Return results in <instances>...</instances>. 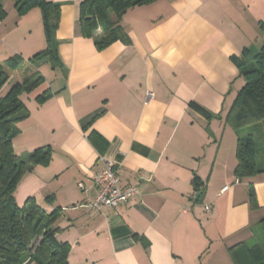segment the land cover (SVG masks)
Wrapping results in <instances>:
<instances>
[{
  "label": "crops",
  "instance_id": "crops-1",
  "mask_svg": "<svg viewBox=\"0 0 264 264\" xmlns=\"http://www.w3.org/2000/svg\"><path fill=\"white\" fill-rule=\"evenodd\" d=\"M50 1L60 4L59 60L35 64L44 79L22 96L30 113L15 138L28 128L32 141L20 156L49 145L51 159L32 167L16 194L23 189L46 211L59 208L56 237L69 243L70 264H235L228 248L250 243L264 217V172L234 177L236 136L225 115L244 83L232 57L260 47L264 0L134 6L122 16L129 43L101 50L94 45L100 28L92 37L82 33V0ZM1 2L0 61L42 50L39 8L18 15L14 0ZM45 88L49 96L39 104L34 97ZM91 131L106 142L103 154L89 141ZM102 158L138 193L97 211L86 205Z\"/></svg>",
  "mask_w": 264,
  "mask_h": 264
},
{
  "label": "trees",
  "instance_id": "trees-1",
  "mask_svg": "<svg viewBox=\"0 0 264 264\" xmlns=\"http://www.w3.org/2000/svg\"><path fill=\"white\" fill-rule=\"evenodd\" d=\"M154 0H82L79 4V21L82 33L92 37L100 28L102 33L94 38V45L101 50L119 40L129 43L122 23L123 14L131 7L148 4ZM18 15L37 7L46 46L28 58L18 54L0 61V88L13 73L23 74L20 81L11 85L0 96V264H70V245L57 239L60 230L55 225L60 210L43 209L32 196L19 206L15 191L19 182L34 166H45L51 159L49 145L38 146L26 158L19 156L13 147V137L19 133L17 123L29 116V109L22 100L43 82V76L35 64L47 58L58 61L54 48V32L59 24L60 4L50 0H14ZM6 11L0 0V20ZM262 43L257 50L244 49L241 57H232L244 80L226 115L225 122L236 136L234 177L248 179L264 172V21H260ZM49 96V89H42L35 97L42 103ZM89 141L103 154L106 142L95 131L87 135ZM262 141L259 142L258 140ZM192 184L196 190L202 187L195 176ZM249 203L255 206L253 184L247 186ZM254 242H239L228 248L235 264H264V217Z\"/></svg>",
  "mask_w": 264,
  "mask_h": 264
},
{
  "label": "built area",
  "instance_id": "built-area-1",
  "mask_svg": "<svg viewBox=\"0 0 264 264\" xmlns=\"http://www.w3.org/2000/svg\"><path fill=\"white\" fill-rule=\"evenodd\" d=\"M150 96L151 93L147 92V97ZM93 182L96 195L86 206L97 211L104 208L114 209L138 193L136 185H121L114 162L105 158H102V166L94 174ZM205 209L208 211L210 206L206 205Z\"/></svg>",
  "mask_w": 264,
  "mask_h": 264
},
{
  "label": "rangeland",
  "instance_id": "rangeland-1",
  "mask_svg": "<svg viewBox=\"0 0 264 264\" xmlns=\"http://www.w3.org/2000/svg\"><path fill=\"white\" fill-rule=\"evenodd\" d=\"M35 8V7H34ZM32 9V8H31ZM30 9V10H31ZM29 10V11H30ZM40 72V71H39ZM41 72L44 74V75H48V65L47 64H45V65H43L42 67H41ZM18 72H16V73H13L12 75H11V77L3 84V86L0 88V96H2V95H4L7 91H8V89L11 87V85L13 84V83H15L16 81H20L22 78V76H23V74H17ZM35 91H38V89L37 90H35ZM17 126H18V123H17ZM23 134L21 135V136H18L17 138H15L16 136H17V134L13 137V139H14V143H15V149L16 150H14L16 153H18L19 154V156H20V152L19 151H21L22 149H23V147H24V144H30V142L32 141V135H31V132H30V130H28V128H25L24 126H23ZM259 142H261L262 140L261 139H259L258 140ZM14 147V146H13ZM25 154H21V156H22V158L24 159V156ZM25 199H26V197H25V194H24V191H23V189H21V192H18L17 194H16V192H15V201H16V203L19 205V206H21L23 203H24V201H25ZM260 227H256V228H254V231H256V233L257 232H259V229ZM255 240L254 239H252V240H250L249 242L250 243H253Z\"/></svg>",
  "mask_w": 264,
  "mask_h": 264
},
{
  "label": "water",
  "instance_id": "water-1",
  "mask_svg": "<svg viewBox=\"0 0 264 264\" xmlns=\"http://www.w3.org/2000/svg\"><path fill=\"white\" fill-rule=\"evenodd\" d=\"M198 196V194L196 195V197Z\"/></svg>",
  "mask_w": 264,
  "mask_h": 264
}]
</instances>
